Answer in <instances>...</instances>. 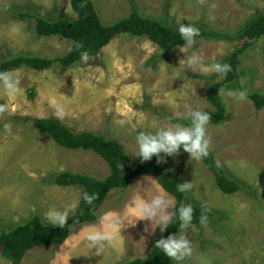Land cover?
I'll use <instances>...</instances> for the list:
<instances>
[{
  "label": "rangeland",
  "instance_id": "374dc122",
  "mask_svg": "<svg viewBox=\"0 0 264 264\" xmlns=\"http://www.w3.org/2000/svg\"><path fill=\"white\" fill-rule=\"evenodd\" d=\"M90 1L103 24L126 18L131 6H135L145 17L164 19L171 27L192 23L200 29L221 32L235 30L264 8V0ZM20 13L47 21L76 19L69 0H0V62L16 56L51 59L68 52L72 41L38 37L35 21L31 17L20 18ZM237 46V43L203 40L162 52L145 38L119 35L86 62L70 67L53 65L44 72L25 67L9 72L19 79V91L9 94L0 84V92H4L0 95V105L5 106L0 111V230L26 223L33 215L48 224L44 216L50 208L63 210L74 200L78 203L82 189L54 185L56 174L69 172L97 180L109 174L96 154L57 146L37 132L33 120L56 117L74 131L91 130L120 143L136 159L137 132H153V124L170 127L189 119L186 106L212 110L206 90L223 76L203 75L198 67L188 66V58L200 55L205 63L213 58L223 63ZM220 49L225 55H217ZM238 71L240 90L221 93L225 119L218 126L207 125V136L216 163L239 185V191L222 194L202 161L191 160L186 152L165 157L163 162L167 176L179 183L192 182V189L183 192L184 204L212 212L202 226L180 229L179 235L190 240L193 249L182 264H264V119L250 100L239 99L240 92L264 94V35L239 58ZM58 106L63 110L62 117L57 116ZM20 118L30 120L22 122ZM16 143L24 149L20 159L24 170H34L32 179L26 171L22 176L26 181L14 182L10 178V169L20 163L17 157L20 148ZM160 191L163 190L154 176L135 177L125 189H114L108 194L95 213V222L76 225L60 245L32 249L26 255L27 261L34 260L30 264H127L144 259L161 232L158 228L152 232L147 220H136L137 209L132 201ZM31 196L35 198V206L43 201L45 208L35 207V212L23 218L17 217L13 207L4 209L13 204L22 208ZM167 197L175 205L173 197L169 194ZM209 204L220 207L212 211L205 207ZM113 217L127 226L114 227L112 231L116 235L111 247L104 254H95V248L89 250L84 236L89 231L105 230ZM146 227L148 232L144 231ZM4 260L0 256V261ZM171 263L176 264L172 260Z\"/></svg>",
  "mask_w": 264,
  "mask_h": 264
},
{
  "label": "trees",
  "instance_id": "16d2710c",
  "mask_svg": "<svg viewBox=\"0 0 264 264\" xmlns=\"http://www.w3.org/2000/svg\"><path fill=\"white\" fill-rule=\"evenodd\" d=\"M70 8L75 13L76 19L68 21L56 19L47 21L30 14L20 13L19 17H31L35 21V33L38 37H57L72 41L68 52L55 58L23 57L16 56L0 62V73H9L25 67L35 72H44L53 65L70 67L81 62V52L87 51L88 58L95 57L116 36L127 35L135 38H145L162 52L172 51L186 46L181 39L177 27H171L164 19H152L142 15L135 6H131L129 15L111 24H103L90 0H69ZM199 29L200 35L195 42L212 40L224 43H237L238 46L226 57L225 61L231 66V71L223 76L221 81L211 84L206 90V99L212 110L208 125L218 126L224 119L226 110L221 99V93L240 90L238 60L252 45L264 35V8L247 19L235 30L221 32L208 29ZM80 45L81 47H77ZM223 62V63H224ZM32 98V96H29ZM246 98L251 101L256 111L263 113L264 119V94L260 92L246 93ZM27 122L29 118H20ZM190 119L180 122L188 125ZM33 124L36 129L47 135L57 146L68 150L91 151L105 163L109 174L102 180L95 178L61 172L53 177V184L58 187H80L81 195L95 193L97 198L91 205L79 199L78 207L67 219L63 228L45 224L38 215H33L26 223L18 224L13 228L0 230V256L10 260L12 264H20L25 255L38 246H57L63 243L71 230L82 223L96 221L95 213L103 205L108 194L114 189H125L137 176L152 175L156 178L161 189L173 197L176 208L185 205L184 194L177 190L178 181L167 176L163 171V162L157 164L156 157L141 163L139 157L132 159L124 147L103 135L89 131H73L67 128L59 119H35ZM184 152L183 150L180 151ZM205 168L211 173L217 188L225 195L239 191V185L229 179L224 170L216 163L212 151L206 158L201 159ZM193 218L191 225L199 227L201 217L212 215L209 210L191 205ZM175 209H173L174 211ZM180 222L173 219L168 228L152 241L151 250L144 259H135L127 264H172L160 249L155 247L156 240L167 238L169 234H177Z\"/></svg>",
  "mask_w": 264,
  "mask_h": 264
},
{
  "label": "clouds",
  "instance_id": "9594fccd",
  "mask_svg": "<svg viewBox=\"0 0 264 264\" xmlns=\"http://www.w3.org/2000/svg\"><path fill=\"white\" fill-rule=\"evenodd\" d=\"M177 31L181 39L189 45L193 44L195 38L200 35L199 29L192 23L187 25L180 23L177 27ZM77 47L79 48L81 46L77 45ZM180 50L182 51V49ZM217 55H225L223 49L218 50ZM80 59L82 62L88 60L87 51L81 52ZM187 63L188 66L198 67L203 75L214 73L222 77L231 71V66L228 63H222L215 58H213L212 62L205 63L200 55L189 57ZM0 84L3 85L4 89L9 94L14 95L19 91V79L9 73H0ZM245 97L246 93L240 92L239 99H244ZM186 107L190 119L188 125L185 126L176 123L170 127H161L153 124L152 127L155 128V131H140L136 133L135 143L137 151L134 155L139 157L141 163L156 157L157 164H160L161 162H165V157H174L178 155L181 150L188 153L191 160L198 161L208 156L210 140L207 136V125L212 118L211 112L193 109L190 106ZM3 110H5V106L0 105V111ZM57 116H63V110L59 106L57 107ZM217 164L219 166V162H217ZM192 187V182L178 183L177 190L180 192H187L190 191ZM96 198L97 195L95 193L90 195L87 192H84L79 197V199H83V201L89 205H91ZM132 206L137 209L136 220H147L152 232L158 228L159 231L163 233L174 218L180 222L181 228H187L191 225L193 218V208L190 204H185L176 208L167 197V194L163 191L150 195L149 198L137 197L132 201ZM77 207L78 203L74 200L67 204L63 210L54 207L50 208L45 213L44 220L46 223L52 225L53 228H63L67 223L70 213H73ZM173 208L175 209L174 211H169V209ZM205 219L206 217L202 216L201 223H203ZM127 224L132 225L135 223ZM118 225L122 227L127 226L121 219L113 217L109 219L108 227L105 230L87 232L84 236V242L89 246V250L95 248V254H104L105 249L111 247L112 241L116 235L112 229ZM144 231L148 232L149 228L146 227ZM155 247L160 249L170 260L175 261L176 264H182L193 252L190 240L179 234H169L167 238L161 237L156 240Z\"/></svg>",
  "mask_w": 264,
  "mask_h": 264
},
{
  "label": "crops",
  "instance_id": "0c3cea01",
  "mask_svg": "<svg viewBox=\"0 0 264 264\" xmlns=\"http://www.w3.org/2000/svg\"><path fill=\"white\" fill-rule=\"evenodd\" d=\"M2 94H4V92H0V95H2ZM74 105V104H73ZM83 116H84V114L83 115H80L79 117L80 118H83ZM55 119H58V118H56L55 117ZM60 120V119H59ZM61 122H62V120H61ZM63 123V122H62ZM64 124V123H63ZM65 125V124H64ZM66 126V125H65ZM67 127V126H66ZM68 128V127H67ZM70 129V128H69ZM72 130V129H71ZM74 131V130H73ZM87 131H89V132H92L91 130H87ZM37 132H39V133H41V134H44V133H42V132H40V131H38L37 130ZM77 132H81V131H77ZM44 135H46V134H44ZM47 136V135H46ZM16 145H18L19 146V148H20V152H19V155H17V157H18V160H19V164L18 165H16V166H12L14 169L12 170V168L10 169V178H14V182H16V181H18V180H21V181H26L24 178H22V176H23V173H24V171H26V172H28V178L31 176V179H32V177H34V170L33 169H26V170H24V168H23V166H22V164H21V161H20V159H21V156L24 154L22 151L24 150L23 149V146L22 145H20V144H18V143H16ZM14 149H15V147H14ZM10 153V152H9ZM205 167V166H204ZM208 171V170H207ZM209 172V171H208ZM210 173V172H209ZM18 179V180H17ZM215 183V182H214ZM19 184H21V183H18V184H16V185H19ZM216 185V184H215ZM217 187V186H216ZM218 189V188H217ZM219 190V189H218ZM220 191V190H219ZM221 192V191H220ZM222 193V192H221ZM223 194V193H222ZM225 195V194H224ZM16 201H18V200H16ZM15 201V202H16ZM197 204H199V200L197 199ZM200 205V204H199ZM198 206V205H197ZM219 206V204H215V205H213V204H209V205H206L205 207H207V208H211V210L212 211H214V210H217V207ZM11 207H13L14 209H16V211H17V217H26L27 215H29L30 216V214L34 211L35 212V207L38 209V208H40V207H43V208H45V202H41V205H39V206H35V198L34 199H32V196L31 197H29L28 198V200H27V202H25V204H24V206L22 207V208H19L18 206H16L15 204H13V205H11V206H7L6 208H4V209H10ZM220 207V206H219ZM9 216H10V218H12L13 217V215H11V214H9ZM208 217H210V216H207L206 217V219L204 220V222L208 219ZM13 221H17V220H13ZM203 222V223H204ZM203 223H201L200 224V226H202V224ZM18 224V223H17ZM15 225V224H14ZM191 226H193V225H191ZM199 226V227H200ZM193 227H195V226H193ZM180 229H181V227H179V230H178V233L177 234H179V231H180ZM30 252V251H29ZM27 255V254H26ZM25 255V257L23 258V260L21 261V263L20 264H30V263H33L34 262V260H32L31 262H28L27 261V256ZM5 262H1L0 261V264H12L11 263V261L10 260H7V259H5L4 260Z\"/></svg>",
  "mask_w": 264,
  "mask_h": 264
}]
</instances>
